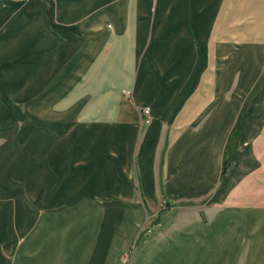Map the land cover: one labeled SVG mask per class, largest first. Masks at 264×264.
<instances>
[{"label":"crops","instance_id":"crops-1","mask_svg":"<svg viewBox=\"0 0 264 264\" xmlns=\"http://www.w3.org/2000/svg\"><path fill=\"white\" fill-rule=\"evenodd\" d=\"M0 83V264H264V0H0Z\"/></svg>","mask_w":264,"mask_h":264},{"label":"rangeland","instance_id":"rangeland-1","mask_svg":"<svg viewBox=\"0 0 264 264\" xmlns=\"http://www.w3.org/2000/svg\"><path fill=\"white\" fill-rule=\"evenodd\" d=\"M5 89V85L3 83H0V95H1V102L4 104V106L6 105L7 107V111L6 114L0 119V121H2V123H8V121H11L12 124H17L16 125V136L19 134L22 135V138L26 137L25 139H27V137L29 136L28 133H26L27 129L23 127L24 123L27 122L25 116L22 115H18L15 110L18 109L20 110V113L23 111V109L27 106V101H17L16 99H12L9 96L7 97L5 95V93H3V90ZM25 118V119H24ZM6 121V122H5ZM11 127V126H10ZM4 131L5 130H0V149L2 148V146L4 145L5 141H6V137L4 135ZM28 134V135H27ZM20 139V138H19ZM18 144L22 142V140H17ZM27 153H29V151H27ZM31 153V152H30ZM29 167V163H26V169ZM16 188V187H14ZM15 196V195H14ZM14 196H3V197H14ZM166 205L164 204L162 206V209H166ZM157 224V219H153L151 223H149L146 227V232L149 233L151 231V229Z\"/></svg>","mask_w":264,"mask_h":264},{"label":"built area","instance_id":"built-area-1","mask_svg":"<svg viewBox=\"0 0 264 264\" xmlns=\"http://www.w3.org/2000/svg\"><path fill=\"white\" fill-rule=\"evenodd\" d=\"M122 94L127 99H131V97H132L131 91H128V90L123 91ZM140 114H141V116L143 118V122L145 124H150V122H151L150 108H148V107L142 108L140 110ZM123 261H124V263H126L128 261V259L124 258Z\"/></svg>","mask_w":264,"mask_h":264},{"label":"bare ground","instance_id":"bare-ground-1","mask_svg":"<svg viewBox=\"0 0 264 264\" xmlns=\"http://www.w3.org/2000/svg\"><path fill=\"white\" fill-rule=\"evenodd\" d=\"M17 84V83H16ZM19 84V83H18ZM1 98V97H0ZM1 102V101H0Z\"/></svg>","mask_w":264,"mask_h":264}]
</instances>
